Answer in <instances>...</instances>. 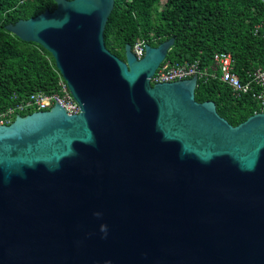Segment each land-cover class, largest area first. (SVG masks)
Listing matches in <instances>:
<instances>
[{
	"label": "water",
	"instance_id": "95a60500",
	"mask_svg": "<svg viewBox=\"0 0 264 264\" xmlns=\"http://www.w3.org/2000/svg\"><path fill=\"white\" fill-rule=\"evenodd\" d=\"M9 24L80 111L0 125V264H264V108L232 125L197 76L150 83L171 38L104 43L114 0H55Z\"/></svg>",
	"mask_w": 264,
	"mask_h": 264
},
{
	"label": "trees",
	"instance_id": "16d2710c",
	"mask_svg": "<svg viewBox=\"0 0 264 264\" xmlns=\"http://www.w3.org/2000/svg\"><path fill=\"white\" fill-rule=\"evenodd\" d=\"M55 0H0V112L37 91L57 89L58 69L41 44L25 41L6 26L54 11ZM264 23V0H114L104 29L105 46L124 60L126 44L144 39L156 46L174 43L165 61L209 66L215 52H229L233 70L243 79L247 71L264 66V37L255 28ZM216 77H199L198 102L211 100L216 112L236 125L260 110L252 93L233 95ZM34 110L22 111L25 115Z\"/></svg>",
	"mask_w": 264,
	"mask_h": 264
},
{
	"label": "built area",
	"instance_id": "2783aa9c",
	"mask_svg": "<svg viewBox=\"0 0 264 264\" xmlns=\"http://www.w3.org/2000/svg\"><path fill=\"white\" fill-rule=\"evenodd\" d=\"M255 32L264 37V23L255 28ZM147 43L144 39L137 40L131 47L137 58H141L144 54V45ZM59 74L57 89L53 92L37 91L17 100L12 106L0 112V125H7L12 122L16 114L28 110H47L51 108L55 102L61 105L68 114H76L80 111V107L72 97L65 80ZM199 77H216L226 84L233 95L247 93L252 86L254 89L252 96L256 100L260 110L264 108V66L257 69L247 71L246 79L243 80L233 70V58L229 52H215L212 56V63L209 66L200 65L198 59L190 63H171L169 61L162 62L154 74L150 76L149 82L167 83L189 79L192 76Z\"/></svg>",
	"mask_w": 264,
	"mask_h": 264
},
{
	"label": "rangeland",
	"instance_id": "374dc122",
	"mask_svg": "<svg viewBox=\"0 0 264 264\" xmlns=\"http://www.w3.org/2000/svg\"><path fill=\"white\" fill-rule=\"evenodd\" d=\"M166 0H161V3H165Z\"/></svg>",
	"mask_w": 264,
	"mask_h": 264
}]
</instances>
